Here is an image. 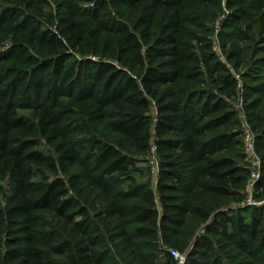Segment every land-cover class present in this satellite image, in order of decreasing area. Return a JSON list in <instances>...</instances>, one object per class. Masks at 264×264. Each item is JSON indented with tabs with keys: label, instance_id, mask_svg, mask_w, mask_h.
<instances>
[{
	"label": "trees",
	"instance_id": "16d2710c",
	"mask_svg": "<svg viewBox=\"0 0 264 264\" xmlns=\"http://www.w3.org/2000/svg\"><path fill=\"white\" fill-rule=\"evenodd\" d=\"M51 1L0 0V264H175L158 242L192 247L185 264H264V207L229 208L248 171L207 38L224 9V38L264 35V0ZM247 110L262 199L264 97Z\"/></svg>",
	"mask_w": 264,
	"mask_h": 264
},
{
	"label": "rangeland",
	"instance_id": "374dc122",
	"mask_svg": "<svg viewBox=\"0 0 264 264\" xmlns=\"http://www.w3.org/2000/svg\"><path fill=\"white\" fill-rule=\"evenodd\" d=\"M50 8L54 9L55 6L51 0H49ZM88 6V5H86ZM232 13L224 9L221 13L218 14L215 21L210 25H208V28L211 31L210 36H208V40L211 42L212 46V52L215 54V56L218 58V60L226 66V68L229 70L230 74L235 80L236 86V97L235 99L229 101V104L231 105V109L233 112L236 113L237 121L239 123V116L240 114H243L246 117V120L250 126V129L253 133L254 137V143L257 142V136L258 132L254 131L252 128V124L250 123L249 114H248V108L249 106L257 101L261 100L264 96H262L263 90H264V35H261L258 29H256L252 34L248 37H240V39H227L224 38L225 33L232 32V27H227V25L231 24L232 21ZM240 31L236 32V34H245L247 31V28H245V24L241 23L239 25ZM234 44L238 49V54L240 57H245L246 62H248V66L241 67L238 69H234L231 64H229L226 60V53L229 48H231V45ZM251 70V71H250ZM252 74L254 78L248 79L249 76L247 74ZM238 84L240 86H238ZM246 87H251L253 89L246 91ZM151 114L154 117L155 110L152 107L151 108ZM240 130V126H239ZM241 132V131H240ZM98 135H101L106 141L114 144L117 146L119 142L121 141L120 137L115 134H107V133H97ZM152 146V143H151ZM38 150H44V152L47 153V147L40 146ZM241 153L243 157V165L246 168L245 162H244V154H243V146L241 148ZM256 153V156L261 160L260 154ZM148 156L143 159V164L139 165V168L142 170H145L147 173V176L149 177L151 181V187L154 189L155 182H156V171L152 169L150 164L147 160ZM145 160V161H144ZM248 178V177H247ZM7 186H5L6 188ZM243 200L242 202L233 203L229 208L231 211L239 210V209H249V208H261L264 207V198L257 199L256 198V189L253 192H248L246 190V182L243 189ZM252 196L251 202L252 205L247 204L245 201L246 196ZM227 212V209L226 211ZM199 234H203L202 229L199 230ZM192 247H189L187 251L180 252L176 249H171L167 247L165 244L158 242L157 249L160 251V256H162V253L167 252L168 250H176L181 255H187L188 251L191 250Z\"/></svg>",
	"mask_w": 264,
	"mask_h": 264
},
{
	"label": "built area",
	"instance_id": "2783aa9c",
	"mask_svg": "<svg viewBox=\"0 0 264 264\" xmlns=\"http://www.w3.org/2000/svg\"><path fill=\"white\" fill-rule=\"evenodd\" d=\"M238 86L240 85L238 84ZM239 126L241 131V142L243 146L244 162L248 171V178L246 180V190L251 193L255 191L257 183L260 179L261 160L258 158V156H256L253 133L246 120V117L243 114H240L239 116ZM147 160L152 169L156 171L157 175L158 160L156 157V148L153 144L150 148ZM251 199V195L245 197V201L247 202V204L252 205ZM167 252L173 259L175 264H185L186 255H181L176 250H168Z\"/></svg>",
	"mask_w": 264,
	"mask_h": 264
}]
</instances>
